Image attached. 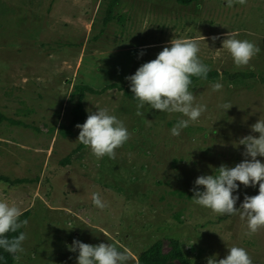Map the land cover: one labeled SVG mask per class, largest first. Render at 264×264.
<instances>
[{
  "label": "rangeland",
  "instance_id": "374dc122",
  "mask_svg": "<svg viewBox=\"0 0 264 264\" xmlns=\"http://www.w3.org/2000/svg\"><path fill=\"white\" fill-rule=\"evenodd\" d=\"M108 1L0 0V199L20 207V220L28 221L21 228L27 235L24 252L13 264H77L78 252L69 251L73 240L112 244L127 252L128 264H138L139 255L155 244L159 255L148 264H207L234 246L244 248L253 264H264V228L248 235L246 219L217 216L194 204L191 191L198 176L215 175L221 164L233 167L244 159L238 140L258 136L251 125L264 120V81H230L224 75L194 81L195 103L207 110L179 136L171 129L186 117L147 111L148 105L144 117L137 116L138 101L119 88L130 85L126 77L172 39L197 40L199 59L210 69L264 75V4L255 11L251 3L261 0L232 7L226 0H199L185 8L175 0H154L176 12L231 17L201 24L171 12L170 24L146 33V16L121 17L125 7L133 6L134 13L140 1L123 0L95 38ZM253 11L261 20L254 15L247 23ZM248 24H260L263 34L246 31ZM227 33L260 48L249 66L237 68L222 48ZM215 83L222 89L213 91ZM78 103L87 116L106 108L124 122L131 136L115 159H97L77 141ZM224 103L233 106L225 111L218 107ZM257 159L264 163V157ZM258 192L259 184L239 185L235 207ZM93 193L105 208L93 204Z\"/></svg>",
  "mask_w": 264,
  "mask_h": 264
},
{
  "label": "clouds",
  "instance_id": "9594fccd",
  "mask_svg": "<svg viewBox=\"0 0 264 264\" xmlns=\"http://www.w3.org/2000/svg\"><path fill=\"white\" fill-rule=\"evenodd\" d=\"M234 3L245 5L247 0H226L228 7ZM203 40L205 39L202 36ZM213 41L219 37H212ZM222 48L231 55L237 68L249 66L250 61L260 52V48L248 40H239L227 33L222 41ZM199 43L195 39H172L170 47L165 46L154 60L142 64L133 75L126 77L130 82V91L138 101L136 115L143 116L145 105L161 113H179L186 119H179L171 129L173 136H179L182 129L197 121L207 110V106L195 103V96L190 90L191 77L206 79L211 69L199 59ZM223 87L220 83L212 85L213 91ZM233 105L224 103L218 107L225 111ZM89 112L83 124H77L80 130L77 141L90 149L91 153L101 159L107 156L115 159L116 150L122 147L131 136L124 122L109 114L106 108H96ZM251 131L258 136L246 135L238 140L244 146V159L233 167L221 164L217 174L201 175L194 181L192 201L194 204L210 209L217 216L239 215L247 220L248 235L264 228V163L257 157H264V120L258 119L251 125ZM239 182V183H237ZM259 184L258 195H245L237 208V191L239 185L255 187ZM199 186L203 190H199ZM93 204L103 209L107 205L99 193L92 194ZM23 212L16 204H9L0 199V249L19 259L23 253V242L27 239L25 232L9 238V233H17L27 226V220H20ZM69 251L78 252L77 264H128L130 256L112 244L99 243L91 245L73 240ZM207 264H253L247 251L241 247H231L227 255L219 260L208 259Z\"/></svg>",
  "mask_w": 264,
  "mask_h": 264
},
{
  "label": "trees",
  "instance_id": "16d2710c",
  "mask_svg": "<svg viewBox=\"0 0 264 264\" xmlns=\"http://www.w3.org/2000/svg\"><path fill=\"white\" fill-rule=\"evenodd\" d=\"M119 0H109L106 8H105V15L102 19V28L100 30V32L95 36V38H99L103 35L104 33V29L105 27L109 24V22L111 21L112 18V13H113V9L116 6V4L118 3ZM178 4L180 5H184L187 6L189 4L192 3H197L199 0H175ZM219 75H224L226 76L230 81H234L235 79H248V78H252V77H257L260 81H264V75H256L253 71H235V72H231L229 70H222L219 71L217 69H211V71L207 74V78L206 80H210V79H215L217 77H219ZM192 79V83L198 79L201 78H197V77H191ZM111 86H115V85H111ZM122 91L123 94L130 98L133 101H137L134 97V94H132V92L130 91V85L128 86H121L119 87ZM82 90L85 91H89V92H96V90L92 89L89 86L83 85L82 86ZM74 115H73V122L77 125V124H82V121L86 118V113L84 112L81 104H77L75 109H74ZM80 131V130H79ZM19 232H21V229L18 230L17 233H9L8 236L9 238H11L12 236L18 235ZM159 247L157 244L151 246L150 248L146 249L145 251H143L139 257H138V264H148L150 262H153L155 260V258L159 255ZM176 256L179 257L180 259H182L181 257V253L178 251L176 253ZM13 256L11 254H9L8 252L4 251L3 249H0V264H13Z\"/></svg>",
  "mask_w": 264,
  "mask_h": 264
},
{
  "label": "crops",
  "instance_id": "0c3cea01",
  "mask_svg": "<svg viewBox=\"0 0 264 264\" xmlns=\"http://www.w3.org/2000/svg\"><path fill=\"white\" fill-rule=\"evenodd\" d=\"M139 1H140L139 4H141V5H139V7L137 6L138 9H135L133 11L134 13H132V7L133 6L125 7L123 9L124 11L121 14V17L125 18L128 14H129V16L132 17V19L138 17L139 14H141L140 16H144V17L146 16V22L145 23H146V26H148L147 27L148 30L146 31V33L150 32L149 30L152 29L151 26H155L154 27L155 29L160 30L161 26L164 27V25H167L165 22H168L167 18L169 17L171 12L174 13L175 15L177 14L178 15L177 18H179L180 20L181 19L184 21L193 20V21H195L197 23H201V24L204 22V20L212 22V20H214L216 18H224V17L229 18V17H231L229 12L227 13V12L210 11L209 13H207L205 15L204 14L199 15L197 13L190 12V10H188L189 12H183L182 10H177V12H176V11L170 9V7L167 6L165 3L157 2L154 0H139ZM260 2L259 1L252 2L251 4H253L252 5L253 7L251 6V8H253L255 11L260 9L261 4H264V0H261ZM121 5H123V0L118 1V3L116 4V6L113 9V13L115 11H117L118 8L121 7ZM126 5H127V2H126ZM178 5H180V4H178ZM191 5L192 4H189L187 6H191ZM180 6H183V8L186 7L184 5H180ZM185 10H187V9H185ZM142 13H144V15ZM179 14H181V16ZM254 15L258 16V18L261 20V13L258 14V12L253 11L252 15L250 17H248V19L246 17V19H245L246 22L249 23V21L254 17ZM247 16H249V15H247ZM111 20H112V18H111ZM117 20H118V17H117ZM168 23L170 24V22H168ZM259 27H261L260 24L258 27L252 26L251 24H248L246 26V31L251 32V33L252 32L253 33L259 32V33L263 34L262 32H260L261 29H259ZM262 28H264V26H262ZM172 29H173V26H172ZM184 29H186V32L191 30L185 26H184ZM142 38L140 37L139 41L142 42V40H143ZM139 46H140V44H138V47Z\"/></svg>",
  "mask_w": 264,
  "mask_h": 264
}]
</instances>
